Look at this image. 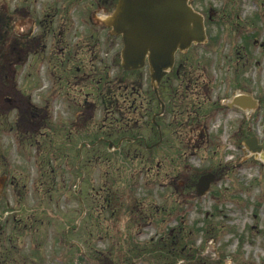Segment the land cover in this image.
<instances>
[{
    "label": "rangeland",
    "instance_id": "obj_1",
    "mask_svg": "<svg viewBox=\"0 0 264 264\" xmlns=\"http://www.w3.org/2000/svg\"><path fill=\"white\" fill-rule=\"evenodd\" d=\"M98 1L0 0V9L9 14L15 8L27 12L26 6L38 13L44 6H104ZM192 6L211 7L219 17L207 26L210 43L204 51L194 50L197 60L190 58V67L207 68L211 101L228 91L226 84L236 74L241 86L235 94L249 89L260 101L252 133L263 140L264 0H196ZM28 12L25 17L12 12L11 38L0 42V179H6L0 185V264H264V160L244 150L246 138L234 136V115L210 119L204 139L184 130L175 134L173 163L163 164L159 178L155 164L161 161L146 158L143 167V159L106 155L103 145L82 153L79 162L73 147L97 139L99 129L96 120L79 121L74 106L54 105V114L65 123L79 121L71 149L57 131L31 133L24 107L3 101L16 88L42 105L44 70H35L32 59L14 63L12 51L13 46L25 49L27 25L17 33L15 25L30 19ZM222 19L227 22L220 25ZM247 61L251 68L246 72ZM131 81L138 84V77H127ZM119 106L125 109L123 101ZM115 108L116 101L114 114H120ZM54 121L59 120L51 119L50 126L58 124ZM79 169L84 171L80 189ZM209 174L214 183L197 197L199 179ZM78 194L87 208L80 231L74 230L81 214ZM107 197L110 209L103 202Z\"/></svg>",
    "mask_w": 264,
    "mask_h": 264
},
{
    "label": "flooded vegetation",
    "instance_id": "obj_2",
    "mask_svg": "<svg viewBox=\"0 0 264 264\" xmlns=\"http://www.w3.org/2000/svg\"><path fill=\"white\" fill-rule=\"evenodd\" d=\"M116 1L99 0L98 2L104 6H99L100 4L98 6H44L39 13L33 10V6H26L27 12L24 13H19V8H15L11 10V13L3 14L4 11L0 9V42L4 43L11 38L12 12L25 17L28 11L32 10L33 15L30 19L22 18L15 25L16 33L27 25L25 34L22 35L26 40L25 49L17 51V46H13L12 51L15 55L14 63L26 64L32 59L35 70H44L45 83L41 88L45 90L41 95L42 105L36 106L29 95L25 97L14 92L16 88H11L8 94L10 98L5 97L3 100L10 106L24 107L31 133H37L43 128L45 131L41 132L43 135L52 129L54 132L57 131L58 138H67V148L71 149L70 141L73 131H79V121L96 120L95 129H99L96 131L98 138L95 140L88 138L81 141L77 148L73 147L79 153V162L82 161V153L92 152L99 148V145H103L102 149L106 155L123 156L122 158L126 160L135 157L143 159L144 161H141L143 167L147 166L146 158L153 163L161 161L155 164L157 178L161 177L164 163L168 162L172 165V155L176 150L173 137L175 134L177 136L181 130H184L186 135L192 134L195 138L204 139L207 136V122L210 119L217 115L223 117L227 115L230 118L234 115L237 119L234 122L237 124L234 136L251 138L252 123L256 122L258 111H243L239 107L230 106L233 97L238 95L235 91L240 89V78L234 74L233 80L226 84L228 91L211 101L212 88L207 68L193 70L190 67L191 63L189 64L190 58L197 60L193 55L194 50L204 51L206 45L210 43L207 26L219 17L218 13L211 7L198 9L197 6H191L204 18L207 44L193 46L186 53H178L172 71L165 75L154 88L147 65L136 74H132L138 77V84L132 81L127 83V77L129 78L131 74L119 69L122 39L113 36L111 29L102 24V21L115 10ZM87 11H90V14ZM237 19L236 15L235 22ZM225 22L227 21L222 19L219 24L223 25ZM18 25L20 26L17 27ZM246 39L250 38L246 37L244 41ZM215 42L216 40L210 44L211 48ZM10 67L13 71L12 66ZM250 68L251 64L247 61L246 72ZM13 73L15 75V72ZM251 83L253 82L250 81V85ZM115 85L118 87L116 93ZM31 89H38V86H33ZM227 94H232L231 99L225 98ZM247 95L255 97L249 89ZM120 100L125 104V109L119 106L122 102ZM255 100L260 105V101ZM115 101V109L120 114H114ZM37 103L40 104L39 101ZM55 104L74 106V109L78 110L77 117L80 120L74 124L65 123L54 114ZM97 113L99 116L96 119ZM51 119L60 122L54 121L53 123L58 124L50 126ZM65 151L70 153L69 150ZM160 156L162 159L158 158ZM79 170L78 187L80 189L84 182V171ZM146 175H151V172L147 171ZM108 182L107 179L103 185L106 186ZM165 182L167 186L172 187L171 180H165ZM77 199L81 214L74 230L80 231L81 224L87 215V208L83 196L78 194ZM103 202L106 203V209L111 208V198L107 197Z\"/></svg>",
    "mask_w": 264,
    "mask_h": 264
},
{
    "label": "water",
    "instance_id": "obj_3",
    "mask_svg": "<svg viewBox=\"0 0 264 264\" xmlns=\"http://www.w3.org/2000/svg\"><path fill=\"white\" fill-rule=\"evenodd\" d=\"M193 0H118L115 11L103 21L113 36H121V66L138 71L147 62L154 88L173 67L175 54L193 44L206 42L203 18L189 5ZM256 109L251 97L237 96L232 106ZM245 149L264 160V141L253 137L244 142ZM213 176L202 177L197 195H204Z\"/></svg>",
    "mask_w": 264,
    "mask_h": 264
},
{
    "label": "trees",
    "instance_id": "obj_4",
    "mask_svg": "<svg viewBox=\"0 0 264 264\" xmlns=\"http://www.w3.org/2000/svg\"><path fill=\"white\" fill-rule=\"evenodd\" d=\"M118 157V156H117ZM92 211V210H91Z\"/></svg>",
    "mask_w": 264,
    "mask_h": 264
}]
</instances>
